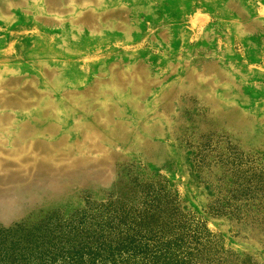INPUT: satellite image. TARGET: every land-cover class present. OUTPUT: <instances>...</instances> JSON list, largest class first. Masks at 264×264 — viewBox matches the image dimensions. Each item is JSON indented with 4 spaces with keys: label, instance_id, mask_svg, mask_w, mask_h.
Instances as JSON below:
<instances>
[{
    "label": "rangeland",
    "instance_id": "rangeland-1",
    "mask_svg": "<svg viewBox=\"0 0 264 264\" xmlns=\"http://www.w3.org/2000/svg\"><path fill=\"white\" fill-rule=\"evenodd\" d=\"M144 183L264 264V0H0V225Z\"/></svg>",
    "mask_w": 264,
    "mask_h": 264
},
{
    "label": "trees",
    "instance_id": "trees-1",
    "mask_svg": "<svg viewBox=\"0 0 264 264\" xmlns=\"http://www.w3.org/2000/svg\"><path fill=\"white\" fill-rule=\"evenodd\" d=\"M137 193L0 225V264H228L205 221L161 184H141Z\"/></svg>",
    "mask_w": 264,
    "mask_h": 264
}]
</instances>
